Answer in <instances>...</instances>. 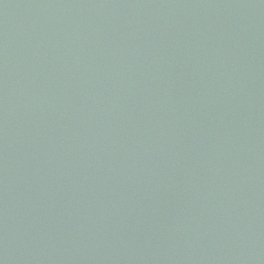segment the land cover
Instances as JSON below:
<instances>
[{
	"label": "water",
	"instance_id": "1",
	"mask_svg": "<svg viewBox=\"0 0 264 264\" xmlns=\"http://www.w3.org/2000/svg\"><path fill=\"white\" fill-rule=\"evenodd\" d=\"M0 264H264V0H0Z\"/></svg>",
	"mask_w": 264,
	"mask_h": 264
}]
</instances>
